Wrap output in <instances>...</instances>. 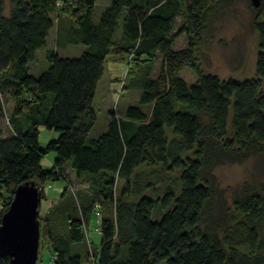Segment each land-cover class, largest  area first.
<instances>
[{
  "label": "trees",
  "instance_id": "trees-1",
  "mask_svg": "<svg viewBox=\"0 0 264 264\" xmlns=\"http://www.w3.org/2000/svg\"><path fill=\"white\" fill-rule=\"evenodd\" d=\"M8 1L5 14L0 0V118L2 95L15 105L6 117L10 133L0 126V218L16 185L39 183L43 199L44 183L67 182L69 170L84 189L64 186L42 218L53 264H264V185L232 197L229 217L211 209L214 167L264 155V0L252 21L255 74L241 79L199 64L196 40L212 0H106L97 21V0ZM61 13L70 19L66 44L83 47L76 57L47 47L52 15ZM176 16L181 24L173 32ZM181 33L187 43L175 50ZM42 49L48 65L35 76L28 64ZM109 57L128 62L126 86L137 99L91 134L92 102ZM184 68L196 75L191 85ZM39 127L57 137L41 147ZM140 166L153 168L149 176L158 180L173 178L164 187L141 181ZM96 217L98 248L86 236Z\"/></svg>",
  "mask_w": 264,
  "mask_h": 264
},
{
  "label": "rangeland",
  "instance_id": "rangeland-1",
  "mask_svg": "<svg viewBox=\"0 0 264 264\" xmlns=\"http://www.w3.org/2000/svg\"><path fill=\"white\" fill-rule=\"evenodd\" d=\"M107 4L106 0H97L93 11V20L97 21L100 12ZM210 11L205 24V29L200 38L196 40L197 57L202 68L219 77H232L235 79L250 78L255 74V61L257 55V33L252 26V21L256 15L255 8L251 5L250 0H212L210 2ZM9 1L5 0L4 13L9 10ZM53 28L50 30L47 40L48 49H54L61 57H76L82 51L81 45L66 44L64 32L66 25L70 19L63 13L59 16L52 15ZM180 19L175 17V27L173 32L180 27ZM187 38L181 33L173 45V49L177 50L184 47ZM46 50H39L35 60L28 64L29 71L37 76L43 72L47 65ZM104 66V71L97 83L92 107L96 113V124L91 130V134H95L104 123L110 112H117L122 108L134 103L136 99V91L127 87L128 77L125 76L128 62L118 61L113 57H109ZM160 60H156L152 64V75H156L159 69ZM181 76L191 85L196 80L195 73L190 68H184ZM264 89V82L262 84ZM6 116L0 118V126L8 128V117L10 111L14 109L15 102L12 98L1 96ZM57 137V133L44 127H39L38 142L44 145L51 139ZM53 153L50 152L42 160L43 166L50 165ZM153 168L148 166H140L137 171L140 172L141 181L152 180L156 186L164 187L167 178H173L172 174H165L163 180H158L155 176H149ZM157 170H160L157 168ZM67 182L62 179L47 180L44 183V198H41L39 206L40 216V232L38 256L36 264H53L50 253L46 249V238L42 227V218L51 208L60 196L64 186L74 193L84 186L80 184L69 170L63 171ZM215 176V186L211 209L214 215L231 214L229 203L235 195L245 191L261 190L264 185V155L252 153L242 161L224 162L216 165L213 170ZM161 175V174H160ZM120 182L118 183V185ZM260 240L262 242L261 255H264V216L259 223ZM86 236L90 240L89 243L98 248L100 242V234L96 229L93 221L86 230Z\"/></svg>",
  "mask_w": 264,
  "mask_h": 264
},
{
  "label": "water",
  "instance_id": "water-1",
  "mask_svg": "<svg viewBox=\"0 0 264 264\" xmlns=\"http://www.w3.org/2000/svg\"><path fill=\"white\" fill-rule=\"evenodd\" d=\"M262 0H250L254 8ZM42 189L35 181L15 186L7 209L0 218V255L7 264H36L38 256Z\"/></svg>",
  "mask_w": 264,
  "mask_h": 264
},
{
  "label": "crops",
  "instance_id": "crops-1",
  "mask_svg": "<svg viewBox=\"0 0 264 264\" xmlns=\"http://www.w3.org/2000/svg\"><path fill=\"white\" fill-rule=\"evenodd\" d=\"M106 64V63H105ZM97 87V86H96ZM136 99H137V94H136ZM136 99H135V101H136ZM123 111H124V108H122L120 111H119V114H122L123 113ZM109 116V115H108ZM107 116V118H106V120H105V122L104 123H101L100 125H101V127H100V129L98 130V131H100V132H102V131H104L105 130V128H106V125H107V122H108V119H109V117ZM96 124V123H95ZM3 129H2V134L3 135H8L10 132V130L9 129H7V128H5V127H2ZM100 132H95V134H97V133H100ZM47 143V142H46ZM45 143V144H46ZM44 144V145H45ZM44 145H40L41 147L42 146H44ZM52 158H53V156H52ZM52 158L50 159L49 158V161H51L52 160ZM95 222V226H96V229L98 230V222H99V220H98V217H96V218H94L90 223H89V225L92 223V222ZM88 225V226H89ZM90 241V240H89Z\"/></svg>",
  "mask_w": 264,
  "mask_h": 264
}]
</instances>
